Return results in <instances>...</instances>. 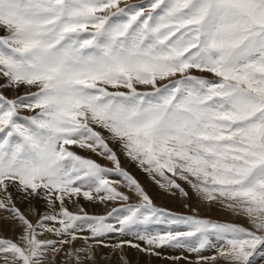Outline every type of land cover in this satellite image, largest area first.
I'll use <instances>...</instances> for the list:
<instances>
[{
	"label": "snow or ice",
	"instance_id": "obj_1",
	"mask_svg": "<svg viewBox=\"0 0 264 264\" xmlns=\"http://www.w3.org/2000/svg\"><path fill=\"white\" fill-rule=\"evenodd\" d=\"M123 2L0 0V88L36 89L15 99L0 92V212L21 228L19 242L0 239V264H96L94 249L113 233H135L157 256L164 246L216 249L197 264L264 258V0ZM110 142L162 189L188 196L182 180L251 227L155 206ZM13 189L44 199L35 222ZM132 194L139 203L107 217L68 207ZM158 224L169 230L153 234ZM125 243L139 249L112 247Z\"/></svg>",
	"mask_w": 264,
	"mask_h": 264
},
{
	"label": "bare ground",
	"instance_id": "obj_2",
	"mask_svg": "<svg viewBox=\"0 0 264 264\" xmlns=\"http://www.w3.org/2000/svg\"><path fill=\"white\" fill-rule=\"evenodd\" d=\"M3 34L4 33H2V35ZM0 83H4L2 78H0ZM8 89L9 88L4 89V90H8ZM0 92H1V90H0ZM22 96H23V93H22ZM115 149H116V147H115ZM78 150L79 151H77V153L79 155L83 156V157H85V156H97V157H99L96 153L92 152V153H86L85 154L84 149L83 150L78 149ZM89 152H91V151H89ZM119 155H120V157H119L120 162H122V164H123L122 166L124 168H128L129 167L131 169V171L134 172V174L136 176H138L139 180H141V182L143 184H145V186L147 188L150 189V193L149 194L153 195V198H155L154 199L155 201L159 202V200H163L165 202L168 201V202H171V203L172 202H180L181 197L184 196L181 192L176 191V190H173L172 192H169V191H166L165 189H162L160 187V185L152 177L148 176L137 165L136 162H134L130 158H128L123 153L122 150L119 153ZM106 164L111 165L112 162L111 161H108V162L106 161ZM142 174H146V176H144V175L142 176ZM111 178H112V179H110L111 181L118 182V188H119L120 191H123V192H126V193L128 192V189L124 186L125 182L123 181V178L121 176L117 175V177L113 176ZM178 183L183 186L184 190H188V192H187L188 196L186 197V201L183 202V205L186 202L190 203V201L192 203L196 204V206L198 205V203H200V202L202 203V201L198 198L197 194L190 187V185H188L186 182H184L182 180H178ZM132 197H133L132 198L133 201H137L138 200V197L135 196L134 194H132ZM13 198H14L15 201H17L16 206L18 208H20L21 211H23L25 213V215L29 217V219L33 220V222H35V220L37 219V215L33 214L31 210L32 209H36V210H39L40 212H43L45 210V208H46L44 199H42L40 197L33 196V197H29V198H24V196L21 193L13 191ZM121 203H125V202H123V201H108V202L102 203L99 200L89 201V200H87V199H85L83 197H80V198H78V200L75 203H69L68 207L70 208L71 211L79 213V214H82V213H90V214L91 213H95V214L98 215V214H107L108 211L111 210V207L120 206ZM161 203H162V201H161ZM203 204H205V203H203ZM207 205L212 207V205H209V204H207ZM213 206L215 207L216 205L214 204ZM81 209H83V212L80 211ZM201 211H202V208H201ZM206 211L209 212L210 208L207 207ZM227 212H231V211H227ZM198 214H200V213H198ZM236 216L237 215H231V216H226V217L228 219L236 220V218H238ZM240 217L243 218L244 216H240ZM168 230H169V227L167 225L158 224V225L154 226L153 234H162V233H164V232H166ZM0 232L3 235L5 234L6 237H13L16 241H18V234L21 232V228L15 222L11 221L8 218V214L7 213L0 212ZM42 238H44V237H42ZM47 238H51V237H47ZM101 240H102V243L104 244V246L105 245H108V246L106 248L104 246L99 248V245H98L94 249V251H95L96 258H98L99 255L106 257V260L104 261L105 264H120L121 260H120L119 257H121V256L125 257L126 255H128L130 258L131 257L136 258L137 257L136 254H138L140 257H142V259L143 258L145 259V260H142L140 263H137V264H197L198 255L199 256H204V257H212V256L216 255V249L205 250V251H202L201 253L197 254V253L189 252L185 248H173V247H170V246H164V247L155 249V251H158L160 253V256H161L160 257V256L149 254V253H146L145 251H143L142 249H146L149 246L146 244L145 241L140 240L137 237V235L136 234L134 235L133 233L126 234V237H124V238H122L120 236H117L114 233L110 234V235L108 234L107 236L102 237ZM118 240H120V241L121 240H125V242H130L131 245H139V249H136L135 247L130 246L129 244H127V246H124L122 250L121 249H115L114 250L112 246L118 244ZM82 243H83L82 241H76V245H80ZM177 258H179V259H177ZM162 259L164 260L163 263L158 262V261H160ZM221 260H222V258L217 256L216 261H208L207 264H220ZM57 262H58V257L56 258V261L54 262V264H56ZM107 262H109V263H107ZM58 264H59V262H58ZM201 264H204V262H201ZM251 264H264V258H261V257L257 256L251 261Z\"/></svg>",
	"mask_w": 264,
	"mask_h": 264
},
{
	"label": "rangeland",
	"instance_id": "obj_3",
	"mask_svg": "<svg viewBox=\"0 0 264 264\" xmlns=\"http://www.w3.org/2000/svg\"><path fill=\"white\" fill-rule=\"evenodd\" d=\"M124 3H127V4H139V3H141V0H124V2L121 4V6H124ZM3 30H1L0 31V36L2 35V33H4V32H2ZM5 34V33H4ZM3 34V35H4ZM2 35V36H3ZM195 75H197V76H203L204 78H208V79H212L213 77H212V75L211 74H208V73H200V72H195L194 73ZM207 74V75H206ZM209 75V76H208ZM208 76V77H207ZM24 87V88H23ZM4 89H7V87H5V88H0V90H1V92H2V94L4 95H6V97H8L9 99H15V98H17V97H19V96H22V93H23V96L24 95H26V94H28V93H30V92H33L34 90H36V89H34V88H29V87H25V86H20L19 88H15L14 90L11 88H9L8 90H4ZM20 89V90H19ZM4 90V91H3ZM23 90V91H22ZM15 91V92H14ZM25 91V92H24ZM4 92V93H3ZM18 92V93H17ZM7 93V94H6ZM16 97H15V96ZM22 116H28V115H32L33 113H31V112H28V111H22L21 113H20ZM24 114V115H23ZM119 147H118V146ZM110 146L113 148V150L117 153V155H118V157H120V155H119V153L121 152V148H120V145L118 144V143H112V142H110ZM115 147H116V149H115ZM78 149H80V148H78V147H75V146H72V150L73 151H75V152H77V151H79ZM81 150H83V149H81ZM118 150V151H117ZM84 151H85V154L86 153H92V152H89L88 150H86V149H84ZM85 156V155H84ZM99 157H97V156H85L86 158H90V159H93V160H95V161H97L98 163H100L101 165H103V166H105V167H107V168H109V169H114V165L113 164H111V165H109V164H106V161L108 162L109 160H107L106 158H104L103 156H100V155H98ZM113 165V166H112ZM123 164H122V162H120V166H121V168H123V170H125V171H127L133 178H135L139 183H140V185L143 187V188H145L144 190L147 192V194L150 196V198L153 200V202H154V204H155V206H157V207H159V208H162V209H165V210H167V211H169V212H171V213H174V214H183V215H193V214H196V215H198L200 218H204V219H208V220H210V221H213V222H218V223H233V224H238V225H242V226H245V227H251V225L249 224V222H248V219L246 218V217H240V215H237L236 217H238V218H236V220H233V219H228L226 216H231V215H235V214H233L232 212H227V211H229L228 209H226V208H223L222 206H220V205H218V204H215L216 206L214 207L213 205H212V207L211 206H208L205 202H200V203H198V205L196 206V204H194V203H192L191 201H190V203L189 202H186V203H184V205H183V202H185L186 201V197L187 196H182L181 197V200H180V202H168V201H163V200H159V202H157V201H155L154 199L155 198H153V195L152 194H149L150 193V189L149 188H147L146 186H145V184H143L142 182H141V180H139V178H138V176H136L135 174H134V172H132L131 171V169L128 167V168H124L123 166H122ZM144 171V170H143ZM145 172V171H144ZM146 173V172H145ZM148 176H150L148 173H146ZM146 174H142V176L144 175V176H146ZM117 175L118 174H113V175H110L111 177H117ZM134 175V176H133ZM108 177V179H112L111 177ZM151 177V176H150ZM124 181V180H123ZM177 183H178V180H177ZM181 187L183 188V186L181 185ZM12 191H14L15 192V190H12ZM185 192H188V190H184ZM184 197V198H183ZM133 198V197H132ZM131 198V202L130 201H128L129 203H139V198H138V200L137 201H133V199ZM183 200V201H182ZM94 201V200H93ZM161 201H162V203H161ZM16 203H17V201H15ZM128 202H125V203H121L120 204V206H115V207H111V210H109L108 211V213L107 214H95V213H86V214H88V216H91V217H107L108 216V214L109 213H111L112 211H113V209L115 208V209H118V208H122V207H124L125 206V204L126 203H128ZM180 203V204H179ZM203 203H205V204H203ZM123 204V205H122ZM163 204V205H162ZM160 205V206H159ZM201 205V206H200ZM204 207V208H203ZM207 207H209L210 208V211L209 212H207L206 211V209H207ZM201 208H202V211H201ZM206 208V209H205ZM197 209V210H196ZM204 209V210H203ZM193 210H195V213H194V211ZM200 210V211H199ZM226 210V211H225ZM206 211V212H205ZM214 212V213H213ZM198 213H200V214H198ZM82 214H84V213H82ZM233 220V221H232ZM1 233V232H0ZM114 234H116V233H114ZM134 235H135V233H133ZM83 235H88V233L87 232H84L83 233ZM110 235V234H109ZM117 236H120V237H122V238H124V237H126V234H116ZM6 235L4 234H0V239H10V240H12V241H14V242H18V241H16L13 237H6ZM132 237V236H131ZM78 241H80V240H78ZM121 241H124L125 242V240H121ZM120 240H118V243H120L121 242ZM83 242V241H82ZM107 244V243H106ZM127 244L128 243H125V245L124 246H127ZM102 246H104V244L102 243L101 245H99V248L100 247H102ZM108 246V245H107ZM107 246H104L105 248L107 247ZM136 249H138L137 247H135ZM131 252V251H130ZM134 255V254H133ZM98 256V255H97ZM135 256V255H134ZM136 256L138 257H136V258H133V257H129L128 255H126L125 257H126V260H127V264H137V263H140L142 260H145L144 258L142 259V257H140L138 254H136ZM160 256V255H159ZM161 257V256H160ZM156 258V257H155ZM59 257H58V262H59ZM157 259V258H156ZM166 259V258H165ZM106 260V257H104V256H101V255H99L98 256V258H96V264H105V261ZM163 259L162 260H160V261H158V262H161V263H163ZM58 262L56 263V264H58ZM130 262V263H129ZM107 263H109V262H107ZM121 264V263H120ZM220 264H225V261H223V259L221 260V262H220Z\"/></svg>",
	"mask_w": 264,
	"mask_h": 264
}]
</instances>
